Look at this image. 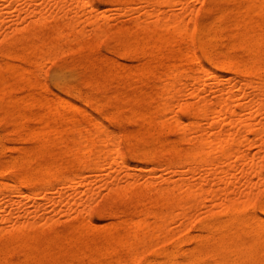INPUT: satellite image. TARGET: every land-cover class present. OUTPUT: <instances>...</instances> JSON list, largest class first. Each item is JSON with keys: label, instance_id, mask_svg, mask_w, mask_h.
<instances>
[{"label": "bare ground", "instance_id": "1", "mask_svg": "<svg viewBox=\"0 0 264 264\" xmlns=\"http://www.w3.org/2000/svg\"><path fill=\"white\" fill-rule=\"evenodd\" d=\"M198 1L0 11V264H178L184 243L188 264H264V0ZM64 52L59 94L39 73Z\"/></svg>", "mask_w": 264, "mask_h": 264}, {"label": "rangeland", "instance_id": "2", "mask_svg": "<svg viewBox=\"0 0 264 264\" xmlns=\"http://www.w3.org/2000/svg\"><path fill=\"white\" fill-rule=\"evenodd\" d=\"M189 2H188V4L189 5H191V6H193V8H197V7H199L200 5H201V3H200V1H192V0H188ZM192 1V2H191ZM12 2H14V0H11V1H8V0H0V11H4L5 9H7L6 7H5V5L7 4V3H9V4H12ZM97 2H98V4H99V6L100 7H104V5H107V2H106V0L104 1V0H97ZM23 5V6H22ZM7 6V5H6ZM25 6H27L26 4H25V2H23L22 1V4H18V6L16 5V7L15 8H19V12H20V15L23 13L22 11H24V9L26 8ZM180 4H177V5H175V6H173L174 8H175V10L177 9H179L180 10ZM20 7H21V11H20ZM23 7H25V8H23ZM13 9H9V10H7V11H9V12H6V14L7 15H5V17H7V18H5V22H8V21H10L11 20V23L13 22V20H17L16 18H18L19 19V14H18V9H15V10H13ZM169 10H171V8L170 7H167L166 8V11H169ZM87 13V10H85V14ZM94 13H97V11H95L94 10ZM16 14H18L17 16H16ZM84 14V13H83ZM108 14L109 15H112L113 14V11H109L108 12ZM10 18V19H9ZM15 18V19H14ZM9 24H10V22H8ZM113 23L114 24H116V22H114L113 21ZM103 43H104V45H103ZM102 47V48H101ZM103 47H105V48H103ZM100 48H101V50H102V52H105L106 54H110L112 57H114V58H116V59H118L119 61H121V62H123V63H125L126 65H129V66H134L135 64L134 63H136L137 61L136 60H134V59H132V58H130V57H123V56H120L117 52H115V51H108L107 49H108V46H107V43H106V41L105 40H103V41H101V43H100ZM195 50H196V54H197V56H198V58H199V60L201 61V63L203 64V65H205V66H207V67H209V68H211V69H213V70H215V69H217V63L216 62H210V61H208L207 59H205L206 57L204 56V54L202 53V51L199 49V47L197 46V45H195ZM201 54V55H200ZM119 55V56H118ZM75 56H77V53H73V52H64V53H62V54H60L59 56H57L56 58H54V59H52V60H47V61H45V63L46 64H48V65H46L45 63L43 64V68L40 70V73H39V77L41 76L40 74L42 73V78L40 77V79H43L42 80V82H44L50 89H51V91L53 90V92L55 93H59V94H62L63 92L59 89V88H57L56 86H54V84H53V82H52V80H51V74H52V72L54 71V70H56V69H59V68H57V67H60V68H65L66 66H67V62L70 60V59H72L73 57H75ZM66 59H68V60H66ZM63 60V61H62ZM131 60V61H130ZM133 64V65H132ZM213 64V65H212ZM67 68V67H66ZM43 70H45V71H43ZM53 70V71H52ZM73 70H75V71H79V68L78 67H74L73 68ZM44 73V74H43ZM223 73V72H222ZM76 80H75V83H77L79 86H81L82 87V81H81V79H82V77L79 75V74H76ZM80 80V81H79ZM80 83V84H79ZM102 93V94H101ZM105 93H107V91L106 90H98L97 91V94L99 95V96H101V95H107V94H105ZM103 97V96H102ZM73 99H76L77 100V97H72ZM92 111H93V113L95 114V115H98V116H103V112L101 111V112H96V111H94L93 109H91ZM0 133H2L3 134V136L4 137H6L7 136V132H6V130H4V129H1L0 128ZM121 131V130H120ZM6 135V136H5ZM260 142V141H259ZM262 143H264V141H262ZM258 145V144H257ZM253 146L252 148L250 147L249 149V151H250V153H256V151L258 152V147L259 146ZM119 147H120V150L123 152V155L125 156V157H127L128 159H129V161L130 162H132V163H134L135 162V160H134V158H132L131 157V155H130V153L127 151V149H126V147H125V144H124V142H122V141H120L119 142ZM255 147V148H254ZM257 147V148H256ZM257 149V150H256ZM262 171H263V173H264V163H262ZM164 171L162 170V173H163ZM165 173V172H164ZM174 178H176V175L175 176H173ZM102 188V187H101ZM100 188V190H102ZM263 200L264 199V192H263V190H261L257 195H256V197L253 199V204L248 208V212H252V213H255V214H257V215H259V216H262V217H264V213H263V211H264V206L262 205V201L261 200ZM260 200V201H259ZM32 203L33 202H30L29 204H28V206L27 207H30L31 205H32ZM254 208V209H253ZM261 208V209H260ZM7 211L5 210L4 212H2V213H6ZM197 216V215H196ZM194 216L193 218L194 219H191V221H190V223H189V230H190V232H192V233H195V232H198L199 231V216ZM196 217V218H195ZM91 218L94 220V221H101V219L99 218V216H98V214H97V212L94 210V211H92L91 212ZM185 246V247H184ZM192 246V244H190V243H184V244H182V250L183 251H185L186 250V248H189V247H191ZM185 249V250H184ZM182 250L181 251H179L178 252V254L177 255H180V256H177V261H178V264H188L187 262V253H186V251L185 252H182ZM185 253V255H183ZM183 255V256H182ZM186 257V258H185ZM150 258V259H149ZM145 260V261H144ZM150 262H149V261ZM154 260V261H153ZM159 260H160V257L159 256H157V255H155L154 254V252L152 251V250H148V251H145V252H143V253H141V255H140V257L138 258V260L135 262V264H159ZM212 259L210 258V257H205V258H203V260L201 261V262H199V263H197V262H194L195 264H203L204 262H209V261H211ZM148 261V262H147ZM183 261V262H182ZM187 261V262H186ZM147 262V263H146ZM193 263V264H194Z\"/></svg>", "mask_w": 264, "mask_h": 264}]
</instances>
